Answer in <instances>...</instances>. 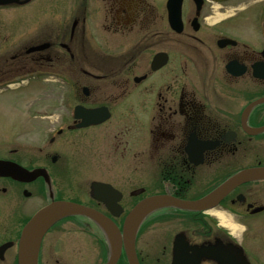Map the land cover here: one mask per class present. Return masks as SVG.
I'll use <instances>...</instances> for the list:
<instances>
[{
	"label": "flooded vegetation",
	"instance_id": "1",
	"mask_svg": "<svg viewBox=\"0 0 264 264\" xmlns=\"http://www.w3.org/2000/svg\"><path fill=\"white\" fill-rule=\"evenodd\" d=\"M10 92L18 115L0 164L37 174L0 168V264H19L23 227L53 201L90 207L122 234L144 199L196 201L263 168L264 0L0 5V109ZM251 231L264 238V178L211 207L150 213L116 264H264L243 242ZM111 250L100 225L70 217L45 232L36 264H108Z\"/></svg>",
	"mask_w": 264,
	"mask_h": 264
},
{
	"label": "water",
	"instance_id": "2",
	"mask_svg": "<svg viewBox=\"0 0 264 264\" xmlns=\"http://www.w3.org/2000/svg\"><path fill=\"white\" fill-rule=\"evenodd\" d=\"M13 1L15 0H0V5H6ZM262 101H264V99L259 102ZM102 120L103 118L91 117L88 124L98 123ZM0 168L2 170H5L6 174L13 175L19 178L27 179L37 174V172L32 174L26 173L23 169L11 163H1ZM261 178H264V167L246 169L233 176L209 196L196 201H183L167 196H156L144 199L137 205H135V207L127 214L124 220L122 234L116 229V227H114V224L110 219L92 208L67 201L51 202L50 204L46 205L38 212H36L24 226L19 239L18 262L19 264H36L40 241L45 232L52 225L64 218L71 216H83L97 223L103 228L112 248L108 264H116L120 256L121 240H124L125 243L131 242V245H133L136 231L139 225L150 213L164 207H173L188 211H197L207 207H211L216 205L221 199H223V197L235 186L241 183ZM99 186L104 187L103 185L95 183L92 184L91 188L92 190L96 191ZM94 199L105 203L108 208H110L111 205H113L114 208L116 207V209L120 208L117 205L118 199L98 197L95 196V193ZM113 214L116 216L118 215V213L116 214L114 212ZM128 255H130L129 252ZM133 262L134 263L132 264H137L136 259H134Z\"/></svg>",
	"mask_w": 264,
	"mask_h": 264
},
{
	"label": "rangeland",
	"instance_id": "3",
	"mask_svg": "<svg viewBox=\"0 0 264 264\" xmlns=\"http://www.w3.org/2000/svg\"><path fill=\"white\" fill-rule=\"evenodd\" d=\"M234 35L239 39H247V37L250 34L247 29H240L238 31H235ZM13 95L14 93L10 92L5 96L3 101L5 106L1 105L2 108L0 109V133H2V135H0V139L4 141L10 140L11 136H13L12 134L15 128V120H16L15 115L17 114V112H15L16 110L12 105ZM80 197L81 198L84 197L83 192H80ZM39 206H40L39 203H37L38 208ZM262 238L263 236L260 235L257 236V234L254 231H251L249 235H245L243 242L247 247L255 250L261 256L262 259L261 261L264 262V249L263 252L261 250L262 247L261 244H263L264 242L260 241Z\"/></svg>",
	"mask_w": 264,
	"mask_h": 264
},
{
	"label": "bare ground",
	"instance_id": "4",
	"mask_svg": "<svg viewBox=\"0 0 264 264\" xmlns=\"http://www.w3.org/2000/svg\"><path fill=\"white\" fill-rule=\"evenodd\" d=\"M218 216H219V215H218ZM219 218H220V216H219ZM220 219H221L222 223L224 224L225 222L223 221V219H222V218H220ZM224 225H225V226H228L233 232L236 231V229H235L234 227H232L231 225H229V224L226 225V223H225Z\"/></svg>",
	"mask_w": 264,
	"mask_h": 264
}]
</instances>
